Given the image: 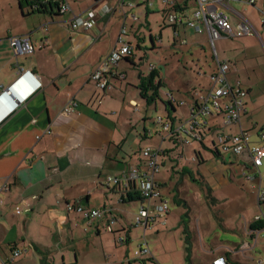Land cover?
Wrapping results in <instances>:
<instances>
[{
    "label": "crops",
    "instance_id": "crops-1",
    "mask_svg": "<svg viewBox=\"0 0 264 264\" xmlns=\"http://www.w3.org/2000/svg\"><path fill=\"white\" fill-rule=\"evenodd\" d=\"M64 1L69 11L55 15L54 10L52 15L48 12L32 13L26 6L21 10L18 0H0V182L7 180L9 183L8 190L1 195L0 264H40L42 256L46 258V264H131L135 261L139 264H158L155 258L152 263L146 256L137 258L134 253L144 245V240L149 248L147 234H159L161 229L168 227L173 216L169 199L163 192L167 185L157 178L166 165L165 155L168 152L163 150V155L158 158L159 172L155 176L160 197L168 203L166 224L161 226L155 223L152 230L144 233L143 240V228L131 226L126 204L120 201L119 193L112 186L106 185L107 178L119 177L142 162L141 157L135 159L133 144H127L130 138L126 135V129L129 127L137 137L141 120L145 124H142V136L140 133L138 136L142 143L149 140L144 131L146 115H140L142 106L134 99L126 103L129 91L124 89V84L128 83L126 66L130 65L123 62L124 58L120 59L115 69L117 76H110V89L105 91L98 90L90 79L99 62L115 47L122 23L127 20V12L133 7L125 6L122 12L117 6L118 0H105L106 6L102 14L95 16L94 24L88 30H71L66 22L89 10L96 0ZM255 1L256 8L264 12V0ZM150 3L148 13L154 14L159 10L163 12L160 7L153 9L152 0ZM157 3L159 6L161 0ZM230 4L247 5L235 0L228 7L250 23L256 37L260 32L264 35V23L260 22L256 8L247 6L254 10L253 18L249 19ZM144 5L145 8L148 7ZM131 14V19H137L134 12ZM233 15L236 17V14ZM126 29V35L132 33L133 23L126 25ZM165 29L171 30L172 43L169 47L174 51L182 40L181 30L185 34L186 28H178L177 38L172 27L163 25L161 30ZM164 32H159L157 40L150 34L149 38L154 39L155 48L162 42ZM254 35L215 41L218 60L229 65L226 73L228 84L235 86L239 83L246 90L247 96L240 125L223 131L217 127L215 119L218 118L212 117L207 120V129L210 130L208 135L237 133L242 129L250 134L249 145H264V141L258 136L260 132L264 133V41L259 36L262 47L255 46L258 44L253 39ZM11 37H27L35 47L34 53L15 58L8 42ZM136 40L139 46L140 40L143 42L141 36ZM185 41L189 44L186 38ZM229 41H239L237 45L242 46L240 49H237V45L229 46V51H237L234 63L221 59L215 46ZM190 44L197 48V53L191 50L189 58L183 57V75L193 73L195 76L205 77L207 73L204 67H209V71L213 70L211 51L208 55L204 53L207 42L205 40ZM243 52L246 59L254 65L248 64L246 59L242 60ZM125 58H130L134 63L133 53ZM257 60L260 61L259 64L254 62ZM239 61L245 63V78L239 76ZM186 62L194 64L193 71ZM165 63L157 65L160 73L165 74ZM186 82L188 85H185ZM186 82L181 89L182 93L177 96L172 92L165 94L163 106L169 119L176 120V116L172 117L171 113L177 110L180 103L184 104L183 107H189L190 103L182 101L181 96L188 95V99L192 101L193 92L200 85L199 81L196 84ZM133 85V89H137L138 86ZM3 91H9L10 95L3 94ZM159 93H162L161 90ZM71 100L76 101L78 106L63 114V108ZM133 102L138 104L137 111L131 105ZM151 133L148 129L147 135ZM155 136L160 138V146L168 141H162L163 134L159 127L155 130ZM149 138H152L151 135ZM146 147L152 146L146 144L140 148V152ZM202 149L207 154L199 153L203 161L200 164L194 162L197 166L196 173L193 174L188 169L181 170L176 187L172 190L168 188L172 192L174 203L180 207V211L181 208L182 211H188L185 215H190L191 207L187 202L193 196H186L185 192L192 190L193 198H198L202 206L207 204L203 203V195H208L213 205H217L215 208L220 206L221 210L224 206L233 205L234 212L243 214L241 221L235 225L229 224V231L243 230L245 227L249 229L257 214L250 219L245 211L250 199L248 192L256 204L252 186H256L258 181L248 179L254 172L248 154L236 156L219 150L214 152L205 146ZM174 174L177 173L173 172V180ZM256 205L259 206L258 203ZM78 206L104 213L99 218L85 219L76 211H68V207ZM263 207L264 204L260 205L259 210ZM112 218L115 219V224L112 232L108 233V223ZM173 220L174 229H183L191 238L186 220L177 215ZM199 225L202 229L201 218ZM203 226L215 227L212 220L209 225ZM227 228L228 226L226 230ZM134 229L139 234L133 238ZM119 236L128 239L123 246L116 243ZM133 240L138 247L135 250L131 246ZM247 245L243 242L229 244L230 250L224 249L222 244L210 246L206 254L211 257L210 263L224 257L228 264H241V260L235 261L233 256L255 248L256 236L252 245ZM13 250L20 251V255L11 260ZM149 250L151 252L150 248Z\"/></svg>",
    "mask_w": 264,
    "mask_h": 264
},
{
    "label": "built area",
    "instance_id": "built-area-1",
    "mask_svg": "<svg viewBox=\"0 0 264 264\" xmlns=\"http://www.w3.org/2000/svg\"><path fill=\"white\" fill-rule=\"evenodd\" d=\"M36 3L47 4L56 3L60 14L69 11L68 5L64 0H33ZM235 0H161L165 8V19L167 24L174 29V36H179L178 28H191L196 34H205L206 42L211 48V57L213 70L207 75V86L202 89V93L192 98L191 104L187 108L189 119L186 122L176 124V120L172 122H164L162 117H156L155 123L159 125L160 132L163 134L162 141L172 138L175 143L180 145H190L192 141L198 143H206V136L209 134L207 129L208 119L217 117L221 119L223 125L231 127L240 125L241 116L245 110L246 90L237 83L230 86L226 79V73L229 69L228 63L220 61L217 58L214 43L217 40L235 39L244 35H254L255 30L250 23L241 15L235 13L228 7V4ZM244 5L256 8L255 0H237ZM148 7L151 0H142ZM106 6L105 0H97L96 3L87 11L80 15L73 16L67 25L71 30H88L94 24V18L102 14ZM120 11H124L125 5L123 0L117 1ZM128 7V6H127ZM260 15V22L264 23V12L256 8ZM232 11L234 13H232ZM236 14V17L233 15ZM123 16V14H122ZM125 17V16H123ZM133 21L137 19L132 17ZM125 21V20H124ZM122 23L119 31L116 45L111 52L106 55L92 72L90 79L98 90L105 91L110 89V76H117L115 69L121 58H125L133 53V48L126 42V25ZM158 38H156L157 40ZM10 47L16 55H31L35 51V47L30 43L27 37H11L8 39ZM160 42V40H159ZM179 44L185 45L184 39ZM156 68L150 66V69ZM196 92V90H194ZM3 94L10 95L9 91H3ZM135 111L138 110V104L131 103ZM78 106L74 100L69 101L63 108V114L73 111ZM180 106H184L180 103ZM218 127V126H217ZM219 128V127H218ZM222 130V128H219ZM259 139L264 141V133H259ZM250 134L247 131L239 130L237 133H224L217 135V142L206 144L208 149L222 153H230L232 155L241 156L243 153L248 154L251 167L254 172L252 176H248L250 181L257 180L258 184L252 186L258 205L264 204V145L256 143L249 145ZM199 153V152H198ZM163 155V150L159 145L156 148L146 147L141 151L142 162L136 168H130L127 172L119 177H109L106 179V185L112 186L122 198L124 194L137 192L140 203L135 214V227L143 228L144 233L152 230L155 223L161 226L166 224V215L169 212L168 203L162 197L155 182V176L159 172L158 158ZM194 159V158H193ZM133 184V188L129 189ZM9 183L7 180L0 182V205L2 204L1 195L8 190ZM121 200V199H120ZM18 210V208H16ZM68 211H76L85 219L99 218L103 211L97 209L85 208L83 206L68 207ZM253 221H262L264 223V210H260ZM115 219L112 218L108 223V231L112 232V226ZM255 234L258 232H254ZM127 238L117 237L116 243L123 246ZM20 251L13 250L11 260L19 257ZM134 256L141 258L146 256L149 261L154 263V257L150 252L145 240ZM211 264H228L224 257L214 260Z\"/></svg>",
    "mask_w": 264,
    "mask_h": 264
},
{
    "label": "rangeland",
    "instance_id": "rangeland-1",
    "mask_svg": "<svg viewBox=\"0 0 264 264\" xmlns=\"http://www.w3.org/2000/svg\"><path fill=\"white\" fill-rule=\"evenodd\" d=\"M69 2H72L73 0H68ZM159 0H152L153 3V9L160 7L163 8L161 11H165L162 3L158 6ZM260 2V0H257ZM123 3L125 6H132V10H129L127 12V20L124 21V23L129 26L130 23H133L134 31L132 33H129L124 38L126 42H128L131 47L133 48V56H134V63H133V69L131 67L126 66V72H127V79L126 81L128 83L124 84V89L128 90L127 92V100L134 99L137 102L140 103L141 114L140 115H146L144 118L146 121V128L144 131L146 132V136L149 139L148 141H144L142 143L141 138H139V133L142 136L143 132V126L141 120L140 124L138 125L137 129V137L136 134L129 129V127L126 129L127 137H129V143L127 144H133L135 148V159L141 157L140 148L145 146L146 144H149V146H152L153 148L158 147L160 143V138L158 136H155V130L159 127V125L155 124V118L156 117H162L164 119V122H171L172 118L169 119L166 117L167 112L164 109L163 103L166 101L165 94L168 92H172L174 96H177L178 93L181 92V89L183 86L188 85L186 81H188L189 84H196L197 81L200 82V85L196 87V92H193L195 94V98H197L200 93H202V89H204L207 86V76H195L193 73L189 74L187 76H184L185 73L183 70V64L184 60L183 57L189 58L188 54L192 50H195L197 53V48H193L190 43L193 42H205V34H196L191 28L185 29V34L181 30L180 38L187 39V42L189 44L180 45L178 44V47L174 51L170 49V45L172 43V33L171 30L165 29L161 30L163 28V25H168L167 21L165 19L164 13H161L157 11L156 13H148V8H145V5L142 4V0H123ZM160 3V2H159ZM133 4V5H132ZM233 8L237 9L238 12H241L249 19L253 18V9H250L247 6H243L240 4H230ZM137 6V8H135ZM151 9V8H149ZM131 12H134L137 15V21H133L131 19ZM118 16V15H117ZM116 18V17H115ZM122 20V19H121ZM165 31V32H164ZM159 32H164V36L162 37V42L158 45H156L155 49H152V44L150 42V34L154 36V38H157ZM143 38V42L140 40V46L142 48H145L147 50L148 55L144 56L143 50L137 49V45H139L138 40H136L138 37ZM255 36V35H254ZM261 39H260V37ZM260 48L262 45L260 42L264 41V35L260 32V35L257 37L255 36L253 38ZM261 41H260V40ZM232 40V39H231ZM239 41H232L226 42L224 44L217 43L216 49L219 50V56L221 59H227L229 61H233V63L237 60V51H229V46L234 47L237 45ZM236 43V44H235ZM208 44V43H207ZM204 45V53L208 55L209 51H211V48L209 45ZM237 49L242 48V46L237 45ZM257 47H255L256 49ZM227 49V50H226ZM258 49V48H257ZM224 50V52H223ZM195 53V55H196ZM210 54V53H209ZM264 54V51H263ZM241 55V54H240ZM242 60L244 61L246 59L245 53H242ZM189 60V59H187ZM248 64H253V62L248 61L246 59ZM127 63L126 61H123ZM165 63V74L159 73L160 78L163 80V87L161 88V92L159 93V98L156 100V103L148 104L146 101L142 100L139 97V93L137 89H133L134 85L137 86L140 85V80L143 78L146 79L151 74L150 66H155L157 68V65L159 63ZM256 63H260L259 60L254 61ZM189 69L192 70L193 63H189ZM129 64V63H128ZM210 64V61H209ZM191 65V66H190ZM238 65L241 69V73L239 76L246 77L245 71V63L244 62H238ZM254 65V64H253ZM244 69V70H243ZM204 70L206 71L207 75L210 73L209 67H204ZM193 71V70H192ZM196 73V72H195ZM243 74V75H242ZM139 76L141 79L139 80ZM123 82V83H124ZM186 82V83H185ZM133 83V84H132ZM185 83V85H183ZM129 87V88H128ZM182 93V92H181ZM181 99L184 102H189L191 104L190 99H188V95H182ZM156 104V105H155ZM156 106V108H155ZM185 108V109H184ZM177 110L171 113L172 117L176 116V124H179L180 122H186L189 119V114L187 113V107L178 106L176 108ZM146 111V112H145ZM217 126L219 128H222V130H228V126L223 125V122L221 119H215ZM138 122V121H137ZM136 122V124H137ZM150 129L152 131L151 134L147 135V131ZM131 134V135H129ZM151 135V139L149 138ZM134 137H136V142L134 141ZM152 141V142H151ZM212 141L217 142V134L213 133L211 135L206 136V142L210 144ZM206 143V144H207ZM206 144L204 145L205 148H207ZM139 145L141 147H139ZM162 150L168 152V154L165 155V161L166 165L162 167L160 173L157 175V178L159 177L160 181H164L166 183L167 188L163 190L164 194L169 199V207L172 212V217L169 221L168 227L161 229L159 234L152 235L150 232L147 234V241L149 248L151 249V252L153 256H155V260H157L158 264H211V257L209 254H206V252H209L210 246L217 247L220 244L224 246V249L230 250L229 244H239L241 242L252 245V243L255 240L256 236V244L257 246L255 248H249L244 253H239L236 256H233V260H241V264H264V230L257 231L258 233L251 232L248 228H244L243 230H237V231H229L230 225L243 219L242 213L234 212L233 205L224 206V209L220 210L219 208H215L217 205H213V201L208 195H203V203H207L206 206L200 203L198 198L194 197V192L192 190H187L185 192L186 196H189L192 194L191 201L187 202L190 211V215L188 214V211L184 210L180 211V207L177 206L174 203L172 192L169 191L174 189L176 185L178 184V180L181 174V170L188 169L193 174L196 173V164L194 162H197L194 156V151L199 152L203 155H206V151L202 149L201 144H199L196 141H192L190 145H180L176 144L174 141H166L161 144ZM183 156V157H180ZM194 158V159H193ZM178 164V165H177ZM161 167V166H160ZM173 172H176L177 174H174V180L172 179ZM188 181V179H185V181ZM186 189V188H185ZM190 189V188H189ZM248 195L250 197L249 201L247 202L248 205L246 206V213L248 216H250V219H253V216L256 214H260L259 206L257 207V203L255 204L251 194L248 192ZM185 201V200H184ZM139 207V202H132L130 204H126V210L128 211L127 217L129 221L131 222V226H134V219L136 211ZM220 210V211H219ZM224 210V213L222 211ZM264 210V207L263 209ZM183 212V213H181ZM186 212V213H185ZM202 212V215L201 213ZM133 213V215H132ZM207 214V215H206ZM221 214V215H220ZM177 215V217L181 216L184 220H186V225L190 227L191 230V238L188 240L186 234L184 233V230H177L174 229L173 225L174 223V216ZM199 218H201V226L199 225ZM235 218H237L235 220ZM242 218V219H241ZM210 219V220H209ZM212 220L214 228H208L209 226H203V225H209L210 221ZM228 226V230H226V227H223V225ZM203 229H206L203 230ZM108 231V228H107ZM109 233V231H108ZM133 238L136 237L139 234V231L137 229H134L132 231ZM189 236V235H188ZM247 245V246H248ZM132 250L137 249L136 241L133 240L131 244ZM219 249V248H218ZM131 264H139L137 261L131 262Z\"/></svg>",
    "mask_w": 264,
    "mask_h": 264
},
{
    "label": "trees",
    "instance_id": "trees-1",
    "mask_svg": "<svg viewBox=\"0 0 264 264\" xmlns=\"http://www.w3.org/2000/svg\"><path fill=\"white\" fill-rule=\"evenodd\" d=\"M97 1V0H96ZM20 9L22 10L24 8V6H26L27 8L30 9V11L32 13L36 12V13H46L48 12L49 14H54V10L55 15H59V11H58V4L56 3H47V4H41V3H36L33 0H18ZM162 13H165V11H163ZM150 42L152 44V49H154V39L150 38ZM137 49H140V46L137 45ZM122 59V58H121ZM124 61L127 62V64L129 63L130 67L133 65V61L130 58H124ZM133 67V66H132ZM160 70L158 68H154L151 70V74L149 75L148 78L146 79H141V77L139 76V80L140 85H138L137 89L139 90V97L146 101L148 104L151 103H156V100L159 98V92L161 90V88L163 87V80L160 78ZM169 107L172 111H174V108L171 104H169ZM156 124V123H155ZM161 133V132H160ZM166 140L168 141H173L172 138H167ZM165 140V141H166ZM178 144V143H176ZM199 144H201V146L203 147L204 144L203 142H200ZM213 151L215 152V149L213 148ZM194 156L195 159L197 161L198 164H200L203 160L200 156V154L198 152L194 151ZM141 165V163H140ZM140 165L135 166L136 168H138ZM133 168V167H131ZM129 170V169H128ZM133 188V184L130 185L129 189ZM123 204H130L132 202H138L140 201V198L137 194V192H129L123 195V197L120 200ZM249 230L251 232H259L264 230V223L262 221H253L249 227ZM187 236V239L189 240L190 237L188 236L187 232H184ZM40 264H46V258L42 256Z\"/></svg>",
    "mask_w": 264,
    "mask_h": 264
},
{
    "label": "water",
    "instance_id": "water-1",
    "mask_svg": "<svg viewBox=\"0 0 264 264\" xmlns=\"http://www.w3.org/2000/svg\"><path fill=\"white\" fill-rule=\"evenodd\" d=\"M137 21V20H136ZM150 40V39H149ZM140 50H143V52H144V56H146V55H148V53H150V52H147V50L145 49V48H140ZM21 55H16L15 56V58H17V57H20ZM164 69H162V71H163Z\"/></svg>",
    "mask_w": 264,
    "mask_h": 264
}]
</instances>
